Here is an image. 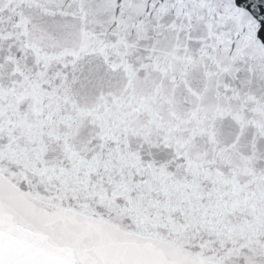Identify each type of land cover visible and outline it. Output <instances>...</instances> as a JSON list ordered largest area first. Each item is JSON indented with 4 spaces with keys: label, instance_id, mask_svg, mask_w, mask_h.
Wrapping results in <instances>:
<instances>
[{
    "label": "snow or ice",
    "instance_id": "6c2138e0",
    "mask_svg": "<svg viewBox=\"0 0 264 264\" xmlns=\"http://www.w3.org/2000/svg\"><path fill=\"white\" fill-rule=\"evenodd\" d=\"M0 0V264H264V0Z\"/></svg>",
    "mask_w": 264,
    "mask_h": 264
}]
</instances>
